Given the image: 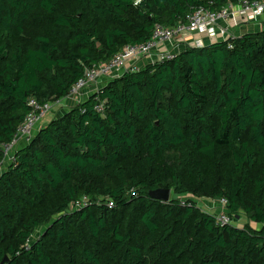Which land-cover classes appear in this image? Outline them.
<instances>
[{"label": "trees", "instance_id": "obj_1", "mask_svg": "<svg viewBox=\"0 0 264 264\" xmlns=\"http://www.w3.org/2000/svg\"><path fill=\"white\" fill-rule=\"evenodd\" d=\"M237 2L0 0V142L156 24ZM223 198L244 226L200 203ZM0 264H264V29L187 44L41 127L0 175Z\"/></svg>", "mask_w": 264, "mask_h": 264}, {"label": "built area", "instance_id": "obj_2", "mask_svg": "<svg viewBox=\"0 0 264 264\" xmlns=\"http://www.w3.org/2000/svg\"><path fill=\"white\" fill-rule=\"evenodd\" d=\"M264 16V0H238L237 3H230L220 10H211L209 8H198L189 12L183 19L173 26L156 24L150 40L142 44L125 45L109 61L88 67L84 75L72 86L69 94L63 99L40 103L37 99L31 98L29 105L30 113L26 116L24 122L19 126L15 137L11 142L1 143L5 155V164L16 162V152L21 145L31 142L39 129L45 116L53 110L56 104L61 103L66 98H79L83 92L96 85L94 93L100 88L98 85L103 82L111 81L121 77L125 72L137 70L145 66L140 65L142 59H148L155 56L151 62L171 60L177 57L182 49H176L177 40L186 33L192 35L199 34L200 38L186 41V44L202 47L205 45L203 37L209 39L226 40L235 37L234 29L241 22L255 23ZM150 62V63H151ZM91 95V94H90ZM80 102H82L80 100ZM98 110L103 106L97 105ZM8 162V163H7ZM215 201V200H214ZM82 204H77L76 208H81ZM227 200L220 199L215 201L213 209L217 210L216 221L220 225H226L231 222V218L226 211ZM112 207V203H110Z\"/></svg>", "mask_w": 264, "mask_h": 264}, {"label": "crops", "instance_id": "obj_3", "mask_svg": "<svg viewBox=\"0 0 264 264\" xmlns=\"http://www.w3.org/2000/svg\"><path fill=\"white\" fill-rule=\"evenodd\" d=\"M264 29V16L259 20V21H257V22H255V23H250V22H247V21H243V22H241L240 23V25L239 26H237V27H235V29H234V34H235V36H242V35H244V34H246V33H250V32H256V31H259V30H263ZM201 36L199 35V34H195V35H192V34H190V33H186L184 36H182L181 38H179L176 42V44H177V46H176V49H183V48H185V46L187 45L186 43V40L188 39V40H191V39H195V38H200ZM203 39H204V42H205V44H208V43H212V42H216V41H220L221 39H209L208 37H206V36H204L203 37ZM155 58V56H153L152 58H148V59H142L141 61H140V65L142 66V65H144V63H146V62H151V60L152 59H154ZM106 84V82H101L98 86L99 87H102L103 85H105ZM97 86L96 85H94V86H92L91 88H88V89H86L84 92H83V96H82V100L81 99H79V98H68V100H67V98L66 99H64L63 100V102H65L66 101V103H69V104H71V106H75V105H72V102L71 101H77L76 103L77 104H79L80 103V100L81 101H83L85 98H87V97H89L90 96V94H92L93 92H94V90H95V88H96ZM60 106V105H59ZM55 108L56 107H54L53 108V110H52V113H50L49 115L47 114L46 116H49V117H47L46 119H49V122L54 118V117H59V116H62L63 114H65L69 109H67V108H64V105H63V107H61V109H57L56 111H55ZM54 113V114H53ZM45 116V117H46ZM52 116H54V117H52ZM52 117V118H51ZM51 118V119H50ZM45 120V119H44ZM49 122H47V123H45L46 125L49 123ZM44 123V122H43ZM22 146V145H21ZM257 226H259V225H257Z\"/></svg>", "mask_w": 264, "mask_h": 264}, {"label": "rangeland", "instance_id": "obj_4", "mask_svg": "<svg viewBox=\"0 0 264 264\" xmlns=\"http://www.w3.org/2000/svg\"><path fill=\"white\" fill-rule=\"evenodd\" d=\"M186 41H188V39L186 40ZM67 100H68V98H67ZM82 100V99H81ZM72 102V105H78L76 102L77 101H71ZM60 105V106H59ZM63 105H64V108H67V109H71L72 107H74V106H71V104H69V103H66V101L65 102H61V103H59V104H56L54 107H56L55 108V111L58 109H61V107H63ZM50 113H52V111H50L49 113H48V115L50 114ZM54 114V113H53ZM47 117H49V116H46L44 119H43V122L41 123V125H40V127H39V129L41 128V127H43V126H45L46 124L45 123H47V122H49V119H46ZM52 117H54V116H52ZM51 117V118H52ZM50 118V119H51ZM8 163V162H7ZM7 167V165L5 164L4 166H2L1 168H0V175L2 174V172L5 170V168ZM188 196V195H187ZM174 197H179V196H176V195H174V193H173V191L171 190V199L172 198H174ZM183 198H185L184 196H182ZM200 203L203 205V207L205 208V209H213V207L215 206V201L213 200V199H200ZM214 210V209H213ZM231 222H234V223H236L237 225H240V226H244L247 222H248V220H247V218L243 215L242 217H239L238 219H236V221H231ZM251 225L253 226V227H256L257 226V224L256 223H251ZM258 227V226H257ZM40 231V228L37 230V232H39Z\"/></svg>", "mask_w": 264, "mask_h": 264}, {"label": "water", "instance_id": "obj_5", "mask_svg": "<svg viewBox=\"0 0 264 264\" xmlns=\"http://www.w3.org/2000/svg\"><path fill=\"white\" fill-rule=\"evenodd\" d=\"M150 196L159 201H169L171 198V189H156L150 191Z\"/></svg>", "mask_w": 264, "mask_h": 264}]
</instances>
